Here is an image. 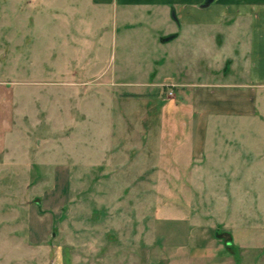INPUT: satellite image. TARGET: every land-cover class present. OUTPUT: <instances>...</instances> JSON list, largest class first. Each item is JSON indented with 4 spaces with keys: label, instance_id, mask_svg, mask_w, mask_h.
I'll list each match as a JSON object with an SVG mask.
<instances>
[{
    "label": "rangeland",
    "instance_id": "obj_1",
    "mask_svg": "<svg viewBox=\"0 0 264 264\" xmlns=\"http://www.w3.org/2000/svg\"><path fill=\"white\" fill-rule=\"evenodd\" d=\"M149 12L0 0V81L13 85L18 110L13 156L0 165V264H61L65 246L74 264H139L143 253L152 264L175 253L182 264H264L262 251L217 237L223 221L264 224L262 134L228 124L220 134L245 141L239 176L215 178L210 167L168 177L176 149L168 143H187L179 148L186 164L195 129L179 88L177 98L170 92L169 61L197 43H163L167 24ZM211 36L205 82L215 81L220 52ZM218 197L227 209L218 211Z\"/></svg>",
    "mask_w": 264,
    "mask_h": 264
},
{
    "label": "crops",
    "instance_id": "obj_2",
    "mask_svg": "<svg viewBox=\"0 0 264 264\" xmlns=\"http://www.w3.org/2000/svg\"><path fill=\"white\" fill-rule=\"evenodd\" d=\"M95 1L104 7L114 6L117 9L149 8L152 17L167 24L162 31L163 43H184L189 39L197 43L189 50L185 49L186 54L183 53L185 50L181 49L180 52L179 49V52L171 55L169 61L173 70L170 79L177 81L170 84V92L177 98L174 89L179 88L184 106L181 110H190L195 129L194 139L190 141L191 154L186 159V164H181L183 151L179 148L187 143H168L176 146L173 152L175 157L167 167L171 172L168 177H182L177 173L182 170L188 172L187 177H192L191 173L195 170L206 173L210 167L215 169V178L239 176L238 167L242 165L239 157L243 151L238 146L245 148V141L232 137L222 138L220 134L229 128L227 124L234 133H241L243 130L259 131L262 136L258 142L264 145V0ZM207 29L211 32H204ZM204 33L212 34L210 39H206L212 42L215 40V48L220 51L215 53V70H211L215 72V81L202 80V72L209 71L203 67ZM180 63L183 64L180 66ZM221 74L226 80H223ZM192 75H195L194 79ZM17 111L13 85H10V81L1 80L0 165L5 160L11 161L13 156L10 151L14 138H9L16 130ZM173 111L174 109L171 113ZM212 123L215 126V138L209 139ZM207 161L211 164L206 165ZM226 204L224 199L218 197V211L227 209L223 206ZM243 216L245 214L239 215ZM245 223L223 221L221 225L225 231L218 230L217 237L227 240L229 248L262 251L260 255L264 256V224L251 228ZM88 243L87 248L92 251L95 247L94 240ZM107 246L110 250L114 248L113 244ZM58 252L61 254V264H74L70 247H60ZM137 258L139 264H152L153 255L143 253L140 260L137 254ZM178 259L179 253L172 254L168 257L167 264H182ZM260 263L262 264L261 261Z\"/></svg>",
    "mask_w": 264,
    "mask_h": 264
}]
</instances>
